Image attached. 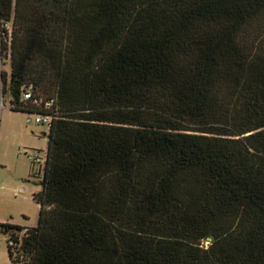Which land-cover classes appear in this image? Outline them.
Wrapping results in <instances>:
<instances>
[{
  "label": "trees",
  "instance_id": "obj_1",
  "mask_svg": "<svg viewBox=\"0 0 264 264\" xmlns=\"http://www.w3.org/2000/svg\"><path fill=\"white\" fill-rule=\"evenodd\" d=\"M0 67L56 102L10 264H264V0H0Z\"/></svg>",
  "mask_w": 264,
  "mask_h": 264
},
{
  "label": "rangeland",
  "instance_id": "obj_2",
  "mask_svg": "<svg viewBox=\"0 0 264 264\" xmlns=\"http://www.w3.org/2000/svg\"><path fill=\"white\" fill-rule=\"evenodd\" d=\"M2 68L9 73L8 60ZM3 105L0 108V224L34 227L39 206L33 201V195L40 191V186L31 177L32 170L37 168H32L24 152H46L44 134L48 129L34 122L27 123L24 113L11 111L7 98L3 99ZM6 239L0 230V264H10Z\"/></svg>",
  "mask_w": 264,
  "mask_h": 264
},
{
  "label": "built area",
  "instance_id": "obj_3",
  "mask_svg": "<svg viewBox=\"0 0 264 264\" xmlns=\"http://www.w3.org/2000/svg\"><path fill=\"white\" fill-rule=\"evenodd\" d=\"M23 99L26 101H31L33 99L32 93L26 92L23 95ZM32 104L35 109L33 110V114H26L27 123L34 122L36 125L47 127L49 130L53 121V116L56 112V102L54 100H45L42 97H38L32 100ZM3 106V97L0 90V108ZM24 154L27 160L30 162L32 168H37H33L34 172L41 173L46 161V152L43 153L40 150H30L25 151Z\"/></svg>",
  "mask_w": 264,
  "mask_h": 264
},
{
  "label": "crops",
  "instance_id": "obj_4",
  "mask_svg": "<svg viewBox=\"0 0 264 264\" xmlns=\"http://www.w3.org/2000/svg\"><path fill=\"white\" fill-rule=\"evenodd\" d=\"M10 224H12V223H10ZM24 226V225H23ZM25 227H28V226H25Z\"/></svg>",
  "mask_w": 264,
  "mask_h": 264
},
{
  "label": "water",
  "instance_id": "obj_5",
  "mask_svg": "<svg viewBox=\"0 0 264 264\" xmlns=\"http://www.w3.org/2000/svg\"><path fill=\"white\" fill-rule=\"evenodd\" d=\"M209 240H210V238H209Z\"/></svg>",
  "mask_w": 264,
  "mask_h": 264
}]
</instances>
